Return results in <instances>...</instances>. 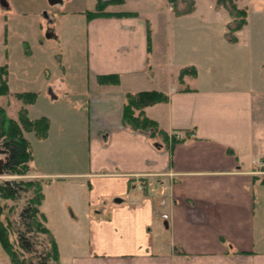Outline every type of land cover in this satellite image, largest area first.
<instances>
[{"label": "crops", "instance_id": "crops-1", "mask_svg": "<svg viewBox=\"0 0 264 264\" xmlns=\"http://www.w3.org/2000/svg\"><path fill=\"white\" fill-rule=\"evenodd\" d=\"M125 3L110 11L135 15L89 19L80 12L88 69L77 112L61 114L52 102L58 112L36 117L50 121L47 136L36 134L48 164H30V175L43 183L41 211L60 264H264V176L257 174L264 170V91L253 81L222 79L209 15L191 19L198 7H168L154 23L141 10L116 9ZM2 15L0 3L1 30ZM192 66L197 75L180 81V71ZM105 75H119V83H101ZM56 83L47 86L51 101L66 88L65 79ZM143 90L168 95L146 108L168 139L124 124L126 94ZM33 92L29 114L40 95ZM187 131L173 146L172 138ZM26 137L33 162L35 145ZM83 139L85 167L61 151L63 143ZM0 264L10 259L0 256Z\"/></svg>", "mask_w": 264, "mask_h": 264}, {"label": "rangeland", "instance_id": "rangeland-1", "mask_svg": "<svg viewBox=\"0 0 264 264\" xmlns=\"http://www.w3.org/2000/svg\"><path fill=\"white\" fill-rule=\"evenodd\" d=\"M4 1L8 7L3 4ZM97 1L62 0L52 5L49 0H0L4 20L0 29V39L3 41L0 44V66H8L10 86L8 94L0 95V106L12 118L18 120L20 108H28L29 104H24L16 96L17 92L24 91H38L40 94L37 106L29 114L31 118L54 109L52 102L57 104L61 114L70 116L77 112L75 105L87 84L88 69L87 19L80 12L94 11ZM233 1L238 8L248 11V23L229 34V38L236 37L237 43L234 44L225 42L222 37L224 31L229 32L228 23L235 26L238 20L230 16L227 6L219 0H126L125 5L116 9L141 10L143 17L158 23L165 19L168 7H172L173 11L198 7L200 15L191 19L198 22L202 21L201 15L205 19L209 15L214 27L211 30V48L220 54L222 79L228 83L233 81L234 84L239 83L240 79L253 81L264 91V0ZM121 4L109 5L107 9L113 10L114 5ZM24 42L28 43L29 49H26ZM61 78L65 79L66 88L60 92L57 101H51L47 86H54ZM56 107L54 110L58 112ZM26 133L35 145V160L30 164L35 169L46 167L48 162L43 158L44 147L37 144L41 140L35 132ZM156 138L160 140L162 136ZM61 147L66 157L73 159L74 155L76 160L80 159L79 166L85 167L88 164L89 147L86 140H75L69 145L63 143ZM5 157L4 153H0V161ZM12 179L41 181L30 175V169L23 174L0 175V182ZM67 193L71 195V191ZM26 197L28 194L20 201L3 198L0 202L2 218L18 217ZM12 239H16L14 233ZM40 241L46 244L48 238L41 234ZM0 256L9 259L1 242Z\"/></svg>", "mask_w": 264, "mask_h": 264}, {"label": "trees", "instance_id": "trees-1", "mask_svg": "<svg viewBox=\"0 0 264 264\" xmlns=\"http://www.w3.org/2000/svg\"><path fill=\"white\" fill-rule=\"evenodd\" d=\"M219 1L227 6L230 16L238 20L235 26L228 24L227 36L229 38L230 32L232 34L248 23V11L238 8L233 0ZM123 2L124 0H98L94 11L84 13L89 19L113 15H135L134 12H113L107 9L109 5ZM191 10V8H187L182 12H191ZM230 40L237 42L236 37L230 38ZM196 75L197 70L194 66L186 67L180 71L179 79L183 81L186 76ZM8 77V66H0V95L8 94L10 91ZM119 80V75L100 77V82L104 84H118ZM16 96L24 104H33L38 93L24 91L17 93ZM168 99L167 94L158 90L128 92L123 111L124 124L134 131L149 134L152 138L162 136L164 139H168V133L161 129L158 123L146 113L147 107L167 102ZM49 127L50 121L47 117L33 119L29 116L28 108L24 106L19 110L18 120L12 118L6 109L0 106V153L6 155L1 164L2 173L0 175H16L28 171L33 153L25 131H34L38 136L45 137ZM191 134L192 132L187 131L184 137L174 136L172 145L184 142ZM27 194L25 203L18 211V217L14 219L10 216L3 219L0 207V242L2 247L11 264H60L57 241L47 227L46 216L41 211L44 198L43 183L16 179L0 182L1 200L5 198L20 201ZM12 233L16 235L15 240L12 239ZM41 234L46 235L48 243L44 244L40 241Z\"/></svg>", "mask_w": 264, "mask_h": 264}, {"label": "water", "instance_id": "water-1", "mask_svg": "<svg viewBox=\"0 0 264 264\" xmlns=\"http://www.w3.org/2000/svg\"><path fill=\"white\" fill-rule=\"evenodd\" d=\"M61 2H62V0H49V3L52 4V5L59 4V3H61ZM4 4L6 5L5 2H4ZM3 162H4L3 160L0 161V173H2V170H1V163H3Z\"/></svg>", "mask_w": 264, "mask_h": 264}, {"label": "built area", "instance_id": "built-area-1", "mask_svg": "<svg viewBox=\"0 0 264 264\" xmlns=\"http://www.w3.org/2000/svg\"><path fill=\"white\" fill-rule=\"evenodd\" d=\"M257 174L264 176V170L261 169L260 171H257ZM0 201H1V195H0Z\"/></svg>", "mask_w": 264, "mask_h": 264}]
</instances>
